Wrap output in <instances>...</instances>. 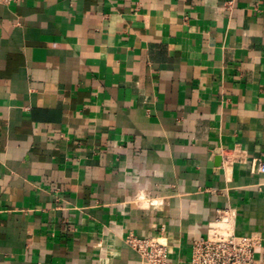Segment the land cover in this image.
Instances as JSON below:
<instances>
[{
    "label": "crops",
    "instance_id": "1",
    "mask_svg": "<svg viewBox=\"0 0 264 264\" xmlns=\"http://www.w3.org/2000/svg\"><path fill=\"white\" fill-rule=\"evenodd\" d=\"M263 164L264 0H0V264L264 245Z\"/></svg>",
    "mask_w": 264,
    "mask_h": 264
},
{
    "label": "built area",
    "instance_id": "2",
    "mask_svg": "<svg viewBox=\"0 0 264 264\" xmlns=\"http://www.w3.org/2000/svg\"><path fill=\"white\" fill-rule=\"evenodd\" d=\"M264 172V164L261 166ZM234 213L219 211L206 236L194 241L188 264H264V245L257 234H237ZM127 243L141 256L142 264H173L171 247L161 237L141 238L131 234ZM260 248L261 256H257Z\"/></svg>",
    "mask_w": 264,
    "mask_h": 264
}]
</instances>
